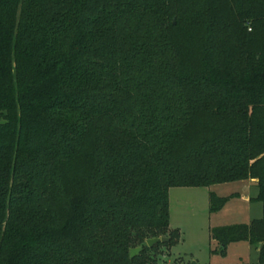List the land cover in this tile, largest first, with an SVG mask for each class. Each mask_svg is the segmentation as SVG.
Listing matches in <instances>:
<instances>
[{
	"label": "trees",
	"instance_id": "obj_1",
	"mask_svg": "<svg viewBox=\"0 0 264 264\" xmlns=\"http://www.w3.org/2000/svg\"><path fill=\"white\" fill-rule=\"evenodd\" d=\"M246 180L264 264V0H0V264H160L172 187Z\"/></svg>",
	"mask_w": 264,
	"mask_h": 264
},
{
	"label": "rangeland",
	"instance_id": "obj_2",
	"mask_svg": "<svg viewBox=\"0 0 264 264\" xmlns=\"http://www.w3.org/2000/svg\"><path fill=\"white\" fill-rule=\"evenodd\" d=\"M257 193L256 183L250 180L204 187H172L169 192L170 226L180 229V240L171 248L160 246L148 254L155 257L160 264L181 261L202 264L256 262L258 248L245 241L230 243L226 254L215 252L219 246L211 236V229L223 225L250 223L261 217L262 203L253 200ZM211 194L218 198L233 197L219 211H211Z\"/></svg>",
	"mask_w": 264,
	"mask_h": 264
},
{
	"label": "water",
	"instance_id": "obj_3",
	"mask_svg": "<svg viewBox=\"0 0 264 264\" xmlns=\"http://www.w3.org/2000/svg\"><path fill=\"white\" fill-rule=\"evenodd\" d=\"M159 240H161V241H166L167 238H166V237H163V238H161V239H159V238H151V239H149V240L147 241V244H148L149 246H153V245H154L155 243H157ZM142 249H143L142 246H139V247H135V248H133V249L131 250V257L134 258L136 255H139V254L141 253ZM192 263L194 264V263H196V261H193Z\"/></svg>",
	"mask_w": 264,
	"mask_h": 264
},
{
	"label": "crops",
	"instance_id": "obj_4",
	"mask_svg": "<svg viewBox=\"0 0 264 264\" xmlns=\"http://www.w3.org/2000/svg\"><path fill=\"white\" fill-rule=\"evenodd\" d=\"M250 181H252V182H254L255 183V181L254 180H250ZM244 197V199H246L247 197L246 196H243ZM232 199V198H231ZM231 199H229V200H231ZM247 200V199H246ZM228 202V201H227ZM246 243H248V242H246ZM249 244V243H248ZM250 245V244H249Z\"/></svg>",
	"mask_w": 264,
	"mask_h": 264
}]
</instances>
